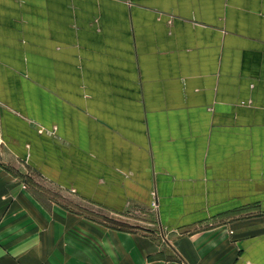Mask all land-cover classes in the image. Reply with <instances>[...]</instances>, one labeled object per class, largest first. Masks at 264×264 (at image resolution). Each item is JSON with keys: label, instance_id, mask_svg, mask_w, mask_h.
Returning <instances> with one entry per match:
<instances>
[{"label": "crops", "instance_id": "1", "mask_svg": "<svg viewBox=\"0 0 264 264\" xmlns=\"http://www.w3.org/2000/svg\"><path fill=\"white\" fill-rule=\"evenodd\" d=\"M0 135V264H264V0H0Z\"/></svg>", "mask_w": 264, "mask_h": 264}, {"label": "rangeland", "instance_id": "2", "mask_svg": "<svg viewBox=\"0 0 264 264\" xmlns=\"http://www.w3.org/2000/svg\"><path fill=\"white\" fill-rule=\"evenodd\" d=\"M15 164L19 166L18 162ZM18 181L21 182L23 187L38 186L36 187L37 189L43 190L63 205L82 212L87 216L104 221L112 226L138 230H151L153 232L155 230H160V225L157 220V204H154V207L151 208L145 206L134 207L127 211L126 215H122L115 211H111L110 209H106L97 203L88 201L73 188L69 189L50 182L28 167L23 168L21 179L18 178ZM138 217H142L143 219H137Z\"/></svg>", "mask_w": 264, "mask_h": 264}, {"label": "built area", "instance_id": "3", "mask_svg": "<svg viewBox=\"0 0 264 264\" xmlns=\"http://www.w3.org/2000/svg\"><path fill=\"white\" fill-rule=\"evenodd\" d=\"M154 196L156 197V191H154Z\"/></svg>", "mask_w": 264, "mask_h": 264}]
</instances>
